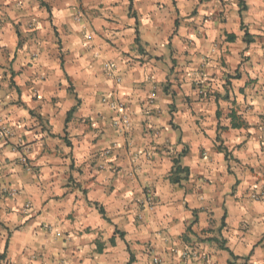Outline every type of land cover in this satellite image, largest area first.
<instances>
[{
	"label": "clouds",
	"instance_id": "9594fccd",
	"mask_svg": "<svg viewBox=\"0 0 264 264\" xmlns=\"http://www.w3.org/2000/svg\"><path fill=\"white\" fill-rule=\"evenodd\" d=\"M0 264H264V0H0Z\"/></svg>",
	"mask_w": 264,
	"mask_h": 264
}]
</instances>
